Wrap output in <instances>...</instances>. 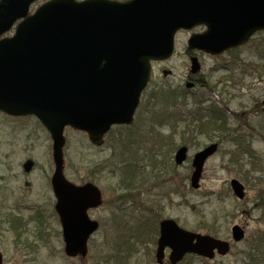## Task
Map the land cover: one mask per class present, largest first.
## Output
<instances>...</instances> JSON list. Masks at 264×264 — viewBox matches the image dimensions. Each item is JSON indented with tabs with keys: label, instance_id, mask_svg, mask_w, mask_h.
I'll return each instance as SVG.
<instances>
[{
	"label": "rangeland",
	"instance_id": "374dc122",
	"mask_svg": "<svg viewBox=\"0 0 264 264\" xmlns=\"http://www.w3.org/2000/svg\"><path fill=\"white\" fill-rule=\"evenodd\" d=\"M45 1L36 2L30 12H34ZM200 30L203 31L204 28L197 31ZM193 32L195 31L177 34L175 55L171 60L153 63V78L143 95L144 99L133 125L114 127L100 148L90 143L87 134L69 128L65 130L66 177L76 184L93 180L104 197L102 207L90 213L93 219L100 222L101 227L89 241L88 257L79 262L65 256L62 228L55 212L54 198L44 231L34 226L36 223L33 221L16 228V232L10 224L3 223L1 219L6 187L0 185V251L4 255V264H156L158 227L160 220L164 218L176 220L187 230L217 235L227 241H231V229L235 225L242 227L246 235L243 242H232L231 253L226 257H217L212 261L190 257L179 264L244 263L243 257L252 248L255 237L264 235V212L255 207L258 197L264 193V140L257 136L259 129L255 123L258 119H255L254 107L259 105L256 104L257 100L261 103L264 101V76L260 79L257 71L250 72L253 76L245 75L236 84L229 82L227 87L224 84V88L220 84L216 90L209 86H196L191 88L193 90H187L186 87L191 86L187 81L189 77L197 79L199 75H207L210 83H224L230 76L231 68L237 63L245 65L249 71H253L254 67L258 68L264 63L260 61L264 57V32L255 35L247 45L221 56L199 55L201 73L191 75L190 58L185 54V49ZM13 33L14 30L6 35ZM234 57L239 58L240 62L234 60ZM161 86L170 91L184 88L186 94L180 97L177 104L158 100L155 102L156 99L149 103L153 89ZM171 108L173 111L181 110L182 113L191 108L206 109L204 113H209L210 108L224 110L228 117V130L250 138L252 136L256 155L251 157L247 154L244 158L240 156L241 160L236 161L227 153L232 144H221L218 152L205 165L200 189H193L190 184L193 156L219 139L213 135L194 143V136L186 135L188 159L185 164L176 166L175 152L184 144L185 134L181 129L184 123L179 124L171 144L168 141L159 146L158 141L169 138L172 133L170 128L161 126L151 114V111L154 113ZM263 110L264 105H261L260 111ZM247 122L249 126L244 125ZM251 124L255 125L254 130L249 129ZM120 135L125 140L131 138L134 141L132 148L137 151L138 163L141 164L137 177L139 181L143 177L145 183L139 182L132 188L124 181L123 163L114 166L121 157ZM116 149L118 155L115 157ZM127 154L128 152L125 156ZM27 159H32L36 165L34 174L30 175L34 181H39L45 162L49 166L52 164V175L54 163L51 138L35 117L12 119L0 114V176L5 172L4 168L7 169L6 175L18 173L21 162H26ZM255 161L260 164L256 170ZM258 177L263 181L259 188H255L250 183ZM232 179L239 180L245 186L247 195L244 200L234 196L230 186ZM9 180L13 187L24 183L17 185L21 180L14 177ZM7 183L9 182L6 181L5 184ZM257 184L258 181L253 182V185ZM122 195H129L131 199H124ZM27 199L24 205L28 208L39 203L31 193L22 195L16 203V215H20L19 211L26 213L27 217L32 214V211L29 212L22 205ZM20 206L21 210L18 211Z\"/></svg>",
	"mask_w": 264,
	"mask_h": 264
},
{
	"label": "water",
	"instance_id": "95a60500",
	"mask_svg": "<svg viewBox=\"0 0 264 264\" xmlns=\"http://www.w3.org/2000/svg\"><path fill=\"white\" fill-rule=\"evenodd\" d=\"M36 1L0 2V37L24 19L14 37L0 40V111L33 115L50 133L56 166L52 186L65 252L85 257L88 240L99 228L88 211L102 205V194L93 184L76 186L65 178V128L86 132L92 144L101 146L113 126L132 123L151 80V62L172 56L179 30L205 25L206 32L189 40V49L221 54L264 31V0H52L28 16ZM199 70L193 58L191 71ZM218 146L212 143L195 155L193 189L200 188L205 163ZM187 155L188 148L181 147L176 164L182 165ZM31 167V162L26 164L27 171ZM231 188L244 199L239 180L233 179ZM232 236L237 243L245 233L234 226ZM166 248L172 251L171 264H177L187 254L226 256L230 244L166 219L160 223L159 264Z\"/></svg>",
	"mask_w": 264,
	"mask_h": 264
},
{
	"label": "trees",
	"instance_id": "16d2710c",
	"mask_svg": "<svg viewBox=\"0 0 264 264\" xmlns=\"http://www.w3.org/2000/svg\"><path fill=\"white\" fill-rule=\"evenodd\" d=\"M236 59V61L240 62L239 58L234 57V60ZM235 61V62H236ZM260 61H264V57L263 59H260ZM232 67V66H231ZM229 67V69L231 68ZM254 67V66H253ZM238 72V74L236 75L235 72ZM248 69L246 68L245 65L237 63L234 65V67L231 68V72H230V76L228 78L227 81L224 82V84H226L227 87V83H229V81L231 82V84H236L237 80H242V75H246L247 74ZM257 71L258 72V76L260 79L263 78L264 76V63H261L260 66L254 67L253 71L254 72ZM241 75V77H240ZM251 76H253L252 74H250ZM222 84L223 88L225 87V85L223 84V82H215L214 84L211 82L208 83L210 88H213V90H216L217 87ZM233 87H236L233 86ZM178 95L175 94V92L170 91L169 89L166 90L164 87H159V88H154L153 89V94H151L150 97V101L149 103H151V101H153L154 99H156L155 101H162V102H167L169 101V103L178 100L179 98H177ZM256 104H259L258 106L255 105V109H256V118L258 119V121L255 123V125H257V136H261V138L264 140V110H261V105H263L259 100L256 101ZM175 103V102H174ZM211 110L210 113H204L205 111L203 109H195L193 111H189L186 112L185 110H183V113L178 110L173 111L171 114L172 118L174 117V115L178 114L179 116L175 119V127L176 125H179L180 121H184L187 122L185 127H184V131L183 133L185 134V138L183 140L184 144L186 143V141H188L186 139V134L192 132L195 133V136L193 137V142L194 143H199L201 138H206L209 137L210 138L213 135H216L217 139H219V143L223 144V143H231L232 144V148L227 152L231 159L233 160H241V158H244L245 155L249 154L251 157H254L256 155V152L253 150V138L251 136V138L248 135H243V134H237L232 131L228 130V117L227 114H225V112L223 110L220 109H215ZM170 110V109H169ZM169 110H165L163 112H165V114L167 113V111ZM150 111V110H149ZM151 114H153L154 119H157L156 117L157 114L151 111ZM160 119H162L164 122L166 121H171V120H167L165 119L161 114ZM245 126H249V122H247V125L244 124ZM255 125L251 124V128L253 130L255 129ZM182 133V138L184 137V134ZM201 135L203 137H201ZM121 136V135H120ZM190 136V134L188 135ZM120 149H119V153H121V156L124 155V152L129 149H131L132 144L134 143V141L131 138H128V140H125L123 138V136H121L120 138ZM122 149V150H121ZM116 155H118V150L116 149ZM121 151V152H120ZM115 155V156H116ZM241 156V158H239ZM243 156V157H242ZM130 158H132L130 156ZM245 160V159H244ZM126 162H128V166L126 167ZM132 160H129V158H127V160H123V164H124V169L122 170V172H124L125 177H124V181H126L129 185V187H134L136 184H138L139 182L145 183L144 182V178L142 177L141 180L139 181V178L137 177L136 174V170H134V168H136L135 164L132 163ZM238 163V162H237ZM260 166V164L257 163V161H255V170ZM116 167V166H115ZM112 172V171H111ZM258 181L257 185H253V182ZM263 179L258 177V178H254L252 180V182L250 183V185H252L255 188H259L258 186H260L262 184ZM122 198L126 199V197L130 198L129 195H123L121 196ZM131 199V198H130ZM255 207H257L259 210L264 212V193H262L256 203H255ZM264 216V215H263ZM263 245H264V235L263 236H259L256 237L255 240L252 242V248L249 249V252L247 253V255H245L243 257V262L244 264H262L263 259L261 257L264 256V254H262L261 252H263ZM260 257V258H259Z\"/></svg>",
	"mask_w": 264,
	"mask_h": 264
},
{
	"label": "flooded vegetation",
	"instance_id": "af4514ba",
	"mask_svg": "<svg viewBox=\"0 0 264 264\" xmlns=\"http://www.w3.org/2000/svg\"><path fill=\"white\" fill-rule=\"evenodd\" d=\"M47 1H49V0H46V2ZM37 4H39V3H37ZM39 5H41V4H39ZM188 54L191 55V52H189ZM197 54L199 55L200 53H197ZM187 80L194 81L195 79L189 77ZM47 136H49V134H47ZM49 138H50V136H49ZM4 159H5V157H4ZM29 162L32 163V169L30 171H26L25 164H27ZM21 165H22L21 169L19 168L18 173L12 172V173L6 175L7 169L4 168L5 172L0 176V185H2V187H4V186L6 187V189L4 190V200L5 201L3 203V212H2V219L1 220L3 223L10 224L14 231L16 228H18L22 225H25L29 221H33L34 223H36L34 226H36L40 230L44 231V225L47 223V216L51 215L52 198H54V200H55V197H54L53 192H52V187H51V180H52V175H53V173L51 175L52 164L50 166H49V163H46V162H45V164H43L42 172H41V175L39 176V179H38L39 181H34L30 176V175L34 174L33 172L36 169L35 162L32 159H27L26 162L22 161ZM11 168H14V167L11 166ZM10 177H14L18 181L21 180V182L18 183L17 185L21 184L22 182H24V183L21 186H14L13 187V186H11V183L9 180ZM6 181H8L9 183L5 184ZM27 193H31L33 196H35L38 199L39 203L34 207L30 206L28 208L26 205H24L28 201V199L25 200L22 205H24V208L26 210H28L29 212L32 211V214L29 217H27L26 213L19 211V210H21V206H22L21 205L18 208L20 215H16L15 214V212H17V210L15 209L16 203L22 195L27 194ZM159 236H160V233H159ZM158 239H159V237H158ZM158 239H157V241H158ZM34 248H35V246L32 247V249H34ZM157 248H158V242H156L155 256H156ZM30 251H28L29 254H31ZM170 253H171V251L166 249L165 257H164V264H170V262H169V254ZM88 255H89V253H88ZM2 257H3V263H4L3 253H2ZM68 259L76 260L79 262L84 261V259L81 256H78L76 258H70L69 257Z\"/></svg>",
	"mask_w": 264,
	"mask_h": 264
}]
</instances>
